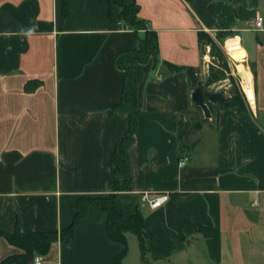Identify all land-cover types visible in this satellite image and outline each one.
<instances>
[{
    "label": "crops",
    "instance_id": "crops-1",
    "mask_svg": "<svg viewBox=\"0 0 264 264\" xmlns=\"http://www.w3.org/2000/svg\"><path fill=\"white\" fill-rule=\"evenodd\" d=\"M124 1L137 2L157 31L160 62L143 66L128 148L132 188L118 193L119 207L145 213L150 264H264V28H255L264 0ZM62 9L61 0H0V262L24 252L1 234L17 230L59 233L41 253L44 264H112L123 249L100 208L90 207L73 236L61 231L81 197L107 195L124 181L113 154L129 115L109 110L124 82L116 54L136 47L137 36L117 4L111 16L101 0H68L66 15ZM200 31L239 37L254 98L245 94L247 112L210 101V122L182 153L179 118L195 108L194 89L185 71L167 64L205 73ZM30 81L39 85L28 90ZM145 192L169 199L147 208ZM131 234L124 264H143Z\"/></svg>",
    "mask_w": 264,
    "mask_h": 264
},
{
    "label": "trees",
    "instance_id": "trees-1",
    "mask_svg": "<svg viewBox=\"0 0 264 264\" xmlns=\"http://www.w3.org/2000/svg\"><path fill=\"white\" fill-rule=\"evenodd\" d=\"M107 2L111 9L117 4L120 7V19L125 26L132 28L137 36V46L131 49L119 51L116 54L117 66L124 71V82L120 102L111 108L110 112H127L129 115V126L123 139L116 145L113 154V163L115 173L123 176L124 181L117 186L114 192L103 196H84L81 197L75 205L76 212L71 225L61 231V237L73 236L77 225L85 218L90 207L102 209L107 215L106 229L109 238L112 241L123 245L122 251L116 255L112 264H124V259L129 252V243L127 233H134L139 241L141 259L143 264H150L147 254L149 245L147 232L145 229V213L139 208L133 214L125 213L117 203L119 192L128 191L132 188V173L129 163L128 148L134 142L138 129V118L140 107L138 101V87L144 77L143 66L151 59L157 66L160 62L159 37L155 29L150 27L149 22L140 16V5L137 2L128 3L124 0H101ZM63 14H67L68 0H61ZM219 35H234L235 33L220 32ZM206 32L200 31L199 38L204 49L203 38ZM205 50V49H204ZM171 72L185 71L189 76V81L193 89L200 87L203 92L209 90L208 87L229 78L235 80L226 64L212 63L209 68V74L202 83L198 81L195 75V68L192 66H183L168 63ZM36 81H30L26 88L28 90L38 86ZM224 94V93H223ZM211 112H213L212 102L208 100ZM219 109H234L239 112L249 110L248 101L244 92L238 86L234 85L230 95L224 94V99L217 103ZM210 122L205 118L202 109L195 104V108L181 113L179 118V143L182 153L189 152L193 146L190 139L191 134L200 130L204 123ZM8 240L19 247L24 252L21 254L10 255L3 259L0 264H32L33 258L37 253H45L49 250L51 244L58 240L57 231H38L2 233Z\"/></svg>",
    "mask_w": 264,
    "mask_h": 264
},
{
    "label": "rangeland",
    "instance_id": "rangeland-1",
    "mask_svg": "<svg viewBox=\"0 0 264 264\" xmlns=\"http://www.w3.org/2000/svg\"><path fill=\"white\" fill-rule=\"evenodd\" d=\"M227 36L230 35H219L217 34H210L207 33V35L204 36L203 38V43H204V49L206 54L209 55V60L207 61L208 64V69L205 71L204 76L200 73L196 75L198 78V81H201L202 83L205 82V79L207 78L209 74V68L212 63H221V64H226L229 67L230 73L233 75L235 80H230L229 78L225 79L224 81L218 82L216 84H213L208 87L210 91H214L215 87L217 84H221L222 82H227L226 87L222 89V92L225 95H230L232 89L234 88V85L238 86V88L246 94L243 88V77L239 74V68H238V61L234 59L229 51L235 48H241L240 47V39L239 37H231V38H226ZM247 61V60H246ZM245 61V64H247ZM214 86V87H213ZM246 96V95H245ZM247 99V97H246ZM248 101V99H247ZM131 239H135L137 243V249L139 251V242L137 239V236L135 234H131ZM136 261L138 260V256H136Z\"/></svg>",
    "mask_w": 264,
    "mask_h": 264
},
{
    "label": "built area",
    "instance_id": "built-area-1",
    "mask_svg": "<svg viewBox=\"0 0 264 264\" xmlns=\"http://www.w3.org/2000/svg\"><path fill=\"white\" fill-rule=\"evenodd\" d=\"M255 28L257 30L264 28V16L258 14L255 19ZM207 63V62H206ZM207 71L208 64L205 66ZM208 72V71H207ZM204 76V73H201ZM188 158L185 156L180 160V165H183ZM169 199V194L167 193H160V194H152L149 192H145L143 194V201L144 203L148 204L151 209H156L162 206L164 203L167 202ZM32 264H44L43 257L41 253H37L32 261Z\"/></svg>",
    "mask_w": 264,
    "mask_h": 264
},
{
    "label": "water",
    "instance_id": "water-1",
    "mask_svg": "<svg viewBox=\"0 0 264 264\" xmlns=\"http://www.w3.org/2000/svg\"><path fill=\"white\" fill-rule=\"evenodd\" d=\"M241 75V73L239 72ZM242 77V75H241ZM224 99V94L220 91H210L207 90L205 92L202 91L200 87H197L192 92V100L196 105H198L203 113L205 118L211 119L212 118V112L208 104V100L212 102H220ZM147 208H149V205L147 204Z\"/></svg>",
    "mask_w": 264,
    "mask_h": 264
},
{
    "label": "bare ground",
    "instance_id": "bare-ground-1",
    "mask_svg": "<svg viewBox=\"0 0 264 264\" xmlns=\"http://www.w3.org/2000/svg\"><path fill=\"white\" fill-rule=\"evenodd\" d=\"M230 55L238 61V68L243 77V88L245 92L254 98L253 74L245 64L246 51L243 48H235L229 51Z\"/></svg>",
    "mask_w": 264,
    "mask_h": 264
}]
</instances>
